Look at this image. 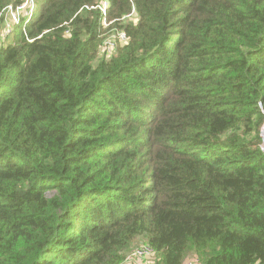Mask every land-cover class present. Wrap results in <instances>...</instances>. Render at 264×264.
<instances>
[{
    "label": "trees",
    "instance_id": "trees-1",
    "mask_svg": "<svg viewBox=\"0 0 264 264\" xmlns=\"http://www.w3.org/2000/svg\"><path fill=\"white\" fill-rule=\"evenodd\" d=\"M6 38L0 264H264V0H36Z\"/></svg>",
    "mask_w": 264,
    "mask_h": 264
},
{
    "label": "built area",
    "instance_id": "built-area-1",
    "mask_svg": "<svg viewBox=\"0 0 264 264\" xmlns=\"http://www.w3.org/2000/svg\"><path fill=\"white\" fill-rule=\"evenodd\" d=\"M110 3L104 1L103 4L92 7L93 9H100L102 14L105 16L107 14V9ZM36 7V0H22V3L18 6L9 5L0 14V20H4V33L3 37L9 36L13 33L14 26L23 23L24 26L31 19ZM112 23V22H111ZM110 23V24H111ZM105 24L108 25L105 21ZM117 39L121 41L126 40L124 33L112 34L109 36L103 47L102 54L106 57L112 56L113 49ZM154 251L149 245H142L139 248L131 251V254L127 258V264H151V259L153 258ZM151 259L148 261V258ZM185 264H201L199 258L194 257L185 262Z\"/></svg>",
    "mask_w": 264,
    "mask_h": 264
},
{
    "label": "rangeland",
    "instance_id": "rangeland-1",
    "mask_svg": "<svg viewBox=\"0 0 264 264\" xmlns=\"http://www.w3.org/2000/svg\"><path fill=\"white\" fill-rule=\"evenodd\" d=\"M1 25V24H0ZM112 35V34H111ZM10 38V37H9ZM3 39H5L4 37H3V31L1 32V34H0V40L1 41H5V40H7L8 38H6L5 40H3ZM9 40V39H8ZM8 42H6V44H7ZM142 245H144L143 243H141V241L140 242H136L135 243V245L133 246V249L131 250V251H134L135 249H137V248H139L140 246H142ZM131 254V252H129L128 253V255H127V258H128V256ZM194 257H196L195 255H188L186 258H185V260H184V262H183V264H185V262L186 261H188L189 259H192V258H194ZM127 258L125 259V261L122 263V264H127ZM151 259V256L148 258V261ZM155 259H156V255L154 256L153 255V258L151 259V264H154V262H155Z\"/></svg>",
    "mask_w": 264,
    "mask_h": 264
},
{
    "label": "water",
    "instance_id": "water-1",
    "mask_svg": "<svg viewBox=\"0 0 264 264\" xmlns=\"http://www.w3.org/2000/svg\"><path fill=\"white\" fill-rule=\"evenodd\" d=\"M263 150H264V146H263Z\"/></svg>",
    "mask_w": 264,
    "mask_h": 264
},
{
    "label": "bare ground",
    "instance_id": "bare-ground-1",
    "mask_svg": "<svg viewBox=\"0 0 264 264\" xmlns=\"http://www.w3.org/2000/svg\"><path fill=\"white\" fill-rule=\"evenodd\" d=\"M3 33H4V31H3ZM6 38V37H5Z\"/></svg>",
    "mask_w": 264,
    "mask_h": 264
}]
</instances>
